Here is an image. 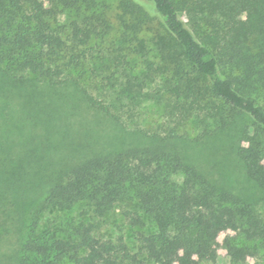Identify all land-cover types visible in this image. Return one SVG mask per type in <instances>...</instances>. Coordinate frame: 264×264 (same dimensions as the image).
<instances>
[{"label":"trees","instance_id":"1","mask_svg":"<svg viewBox=\"0 0 264 264\" xmlns=\"http://www.w3.org/2000/svg\"><path fill=\"white\" fill-rule=\"evenodd\" d=\"M47 2L0 0V90L15 89L35 125L0 139V263L213 264L214 226L229 219L231 264H264V0H120V39L101 56L93 41L112 25L95 1ZM148 104L163 111L154 128ZM84 109L123 142L88 138ZM206 141L207 154L224 149L221 178L196 160ZM76 207L92 216L66 215ZM49 209L61 214L40 227ZM112 212L135 229L132 246L101 233Z\"/></svg>","mask_w":264,"mask_h":264},{"label":"rangeland","instance_id":"2","mask_svg":"<svg viewBox=\"0 0 264 264\" xmlns=\"http://www.w3.org/2000/svg\"><path fill=\"white\" fill-rule=\"evenodd\" d=\"M94 1H95L94 11L97 14H100L106 20H108L112 25V29L109 32V34L107 33L102 38L93 41L94 44L92 47L96 50L97 55L101 56V54H99L98 51L102 52V54H107V51L116 47L115 42L120 39V33L117 34V30L115 28L116 27L115 16L116 13L118 12V4H119L118 2L120 0H94ZM35 3L40 10L42 8L44 9L48 4L47 0H35ZM180 17L183 19L182 15H180ZM59 21L61 24H66V26H68V21H66L64 17L62 16L59 17ZM139 37L146 40L147 35L145 32H141ZM131 60L134 61L141 69L144 67L143 58H138L137 56H133ZM0 92L2 93V95L0 94V139L7 137L9 141H15L18 138H20V132L23 133L24 135L23 137L29 135L31 131L33 132V134H35V125H31L30 115L25 111L24 109L25 107L23 106V103H21V99L19 98L15 89H11L8 87V85H6V87L0 90ZM162 113L163 111L161 107L148 104V107L146 109V114H144V116L142 117V119H144L142 125H144L146 128H154L158 122H161L163 120ZM74 115L78 116L76 118L81 119L82 122L87 123L86 125L87 127L91 128L89 130L90 133L88 138H92V136H95L93 132H97L111 137L110 139L112 141V144H114V146H119L123 142L122 137L116 133V129L113 128L110 129L107 125H105L107 121L101 115H98V117L95 118L97 119L96 121H93V118L95 117L94 116L95 113L93 111L88 112L86 109H84L82 113H76ZM236 119L239 121V123L237 124L244 123L242 122L243 119H241L240 117H237ZM77 122H79L78 119ZM77 125L78 124L75 123V129H78ZM71 135L74 137L73 133ZM220 140L222 141L220 142V144L223 145V138H220ZM130 141H134V139L133 138L131 139L129 137V142ZM127 142L128 139H126L125 143ZM63 144L64 143L60 142L59 145L57 146V149H63ZM243 146L247 151H250L246 147V145ZM14 150L15 152H17L16 149ZM188 152L193 158L194 152L192 150H189ZM207 153H208V141L204 142L203 145L198 149L196 160L199 163H203L205 169L209 173H211L214 177H218L219 170L217 168L219 165V161L222 160V157L224 155V149H221V151H216L213 149L210 154ZM252 153L254 154L253 151ZM12 154L14 155L15 153ZM205 158L207 160H205ZM207 165H209L210 167L207 168ZM219 178H221V175L219 176ZM233 178L234 179L232 180V182H230L231 183L230 186L241 188L245 191L246 194H249L251 192L252 188L248 186L243 176L235 174ZM57 214H61V213L57 211H53L52 209L45 211L41 216L40 227H42L45 224L49 216L57 215ZM62 215H64V213H62ZM66 215L73 217L77 221H82L84 218L88 216H92V210H90L87 207L86 208L76 207ZM100 230L102 234H105L107 236H110L112 233H114L115 236L117 235L123 236L130 246H132L134 243L135 229L130 226L128 227L126 222L122 220L120 216L116 213L112 212V214H109L108 216L100 220ZM213 231H214L213 239L215 242V249L217 255L216 262L213 264H231V260H235L239 258L238 255L239 252H237L234 248H232V246L229 243V239L235 236V233L233 232L229 219H225V220L223 219L221 221H218L215 224ZM9 237H10V242L13 243L14 242L13 237H11V235H9ZM7 246L4 247L2 245L1 250L6 255H11L13 251H15L16 247L14 246L7 247ZM180 256L182 258L184 257L182 255ZM0 264H12V263L7 260H2V263ZM165 264H198V263L195 261L194 258L186 256V260L183 263L174 261V262H167ZM201 264H212V263H201ZM246 264H261V263L258 260V258H248Z\"/></svg>","mask_w":264,"mask_h":264}]
</instances>
